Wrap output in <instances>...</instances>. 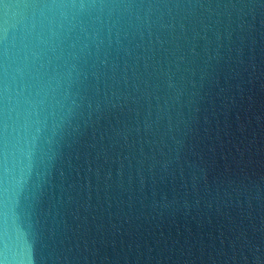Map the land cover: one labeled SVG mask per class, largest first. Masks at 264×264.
<instances>
[{
  "label": "water",
  "instance_id": "water-1",
  "mask_svg": "<svg viewBox=\"0 0 264 264\" xmlns=\"http://www.w3.org/2000/svg\"><path fill=\"white\" fill-rule=\"evenodd\" d=\"M0 264H264V0H0Z\"/></svg>",
  "mask_w": 264,
  "mask_h": 264
}]
</instances>
